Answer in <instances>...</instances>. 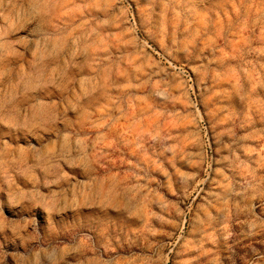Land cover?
Wrapping results in <instances>:
<instances>
[{
	"label": "rangeland",
	"instance_id": "rangeland-1",
	"mask_svg": "<svg viewBox=\"0 0 264 264\" xmlns=\"http://www.w3.org/2000/svg\"><path fill=\"white\" fill-rule=\"evenodd\" d=\"M0 264H264V0H0Z\"/></svg>",
	"mask_w": 264,
	"mask_h": 264
}]
</instances>
